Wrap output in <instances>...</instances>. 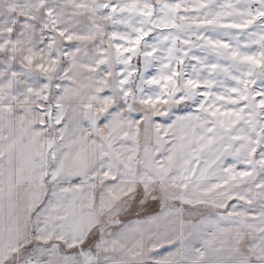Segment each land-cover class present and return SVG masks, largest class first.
Instances as JSON below:
<instances>
[{"label": "snow or ice", "instance_id": "6c2138e0", "mask_svg": "<svg viewBox=\"0 0 264 264\" xmlns=\"http://www.w3.org/2000/svg\"><path fill=\"white\" fill-rule=\"evenodd\" d=\"M0 264H264V0H0Z\"/></svg>", "mask_w": 264, "mask_h": 264}]
</instances>
